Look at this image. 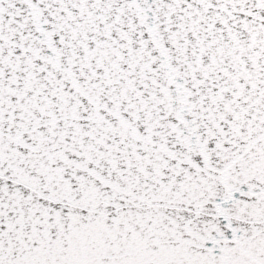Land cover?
<instances>
[{
  "label": "snow or ice",
  "instance_id": "6c2138e0",
  "mask_svg": "<svg viewBox=\"0 0 264 264\" xmlns=\"http://www.w3.org/2000/svg\"><path fill=\"white\" fill-rule=\"evenodd\" d=\"M0 264H264V0H0Z\"/></svg>",
  "mask_w": 264,
  "mask_h": 264
}]
</instances>
